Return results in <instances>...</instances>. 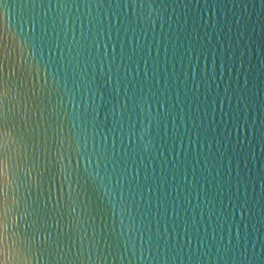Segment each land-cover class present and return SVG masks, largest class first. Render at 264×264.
Segmentation results:
<instances>
[{
  "label": "water",
  "instance_id": "1",
  "mask_svg": "<svg viewBox=\"0 0 264 264\" xmlns=\"http://www.w3.org/2000/svg\"><path fill=\"white\" fill-rule=\"evenodd\" d=\"M0 264H264V0H0Z\"/></svg>",
  "mask_w": 264,
  "mask_h": 264
}]
</instances>
